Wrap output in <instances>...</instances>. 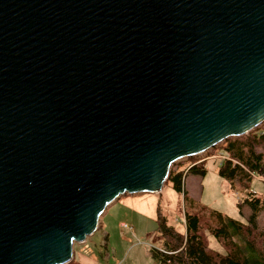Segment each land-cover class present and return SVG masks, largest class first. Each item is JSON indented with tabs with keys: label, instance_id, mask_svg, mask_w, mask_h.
Here are the masks:
<instances>
[{
	"label": "water",
	"instance_id": "obj_1",
	"mask_svg": "<svg viewBox=\"0 0 264 264\" xmlns=\"http://www.w3.org/2000/svg\"><path fill=\"white\" fill-rule=\"evenodd\" d=\"M263 122L264 0H0V264Z\"/></svg>",
	"mask_w": 264,
	"mask_h": 264
},
{
	"label": "rangeland",
	"instance_id": "obj_2",
	"mask_svg": "<svg viewBox=\"0 0 264 264\" xmlns=\"http://www.w3.org/2000/svg\"><path fill=\"white\" fill-rule=\"evenodd\" d=\"M263 129L264 122L249 132H260ZM223 142L209 149L203 155L182 157L173 163L171 170L183 174L182 191H177L173 187V182L168 180L162 189L156 193L120 195L116 199L119 201L106 209L108 212L100 221L102 228L99 230L97 228L93 234L86 237L84 242L74 243L72 260L75 259L79 264H115L117 256L114 249L119 252L123 250L120 240L122 234L132 236V232L128 231L130 227L135 229L133 236L139 240H145L144 242L148 243L149 246L152 245L156 248H159L157 245L163 246L162 239H156L155 242H152V239L160 236L157 231L158 214L163 216L168 224L178 229H184V211L193 212L197 209H200L201 212L214 209L234 219L243 222L248 221L251 209L244 202L245 191L237 184L233 185L219 173L221 159L218 156L225 157L220 148ZM208 156L211 158L200 161L203 157ZM193 163L196 166L204 167L205 172L201 174L188 171ZM251 177L252 189L264 196V175L254 174ZM257 221L264 226V213L259 215ZM105 224H108L110 234L104 229L103 225ZM108 235L109 243L107 241ZM209 243L211 247L221 249L216 239L210 235ZM101 252H104L103 256H101ZM121 253L118 258L122 261L124 256ZM92 254L96 256V259L91 256ZM152 256L150 251V256L146 258L147 264L155 262ZM155 259L159 262L156 257ZM141 260H143L142 256H140V260L135 261L138 263Z\"/></svg>",
	"mask_w": 264,
	"mask_h": 264
},
{
	"label": "trees",
	"instance_id": "obj_3",
	"mask_svg": "<svg viewBox=\"0 0 264 264\" xmlns=\"http://www.w3.org/2000/svg\"><path fill=\"white\" fill-rule=\"evenodd\" d=\"M220 148L225 158H220L219 173L245 191L244 202L251 209L248 221L214 209H197L184 211L182 230L158 214L157 231L163 246L152 247L151 251L159 264H264V226L257 221L264 213V196L251 187L252 174L264 175V129L228 138ZM188 171L202 174L205 169L194 164ZM182 177V172L171 170L167 181L182 191ZM209 235L216 239L220 250L210 246ZM68 264L79 263L73 259Z\"/></svg>",
	"mask_w": 264,
	"mask_h": 264
},
{
	"label": "crops",
	"instance_id": "obj_4",
	"mask_svg": "<svg viewBox=\"0 0 264 264\" xmlns=\"http://www.w3.org/2000/svg\"><path fill=\"white\" fill-rule=\"evenodd\" d=\"M118 201L119 200L115 199L113 202H111L107 206V208L111 207L113 204H115ZM106 209H105V211L103 212V214L101 215V217L99 219L98 230L100 228H102V225H101L100 221L102 220L104 214H106L108 212V210H106ZM103 227L110 234L108 224L103 225ZM128 231L132 232V234H131L132 236H127V235L122 234V238L120 240V244H122V246H123V250H121V252L123 251V253L117 251V249L116 250L114 249V251L116 253V256H117V259H116L117 262L115 264H121V263H125V262H127L128 264H147V259L146 258H147V256L148 257L150 256V251H151L153 246L152 245L149 246L148 243L144 242L145 241L144 239H143L144 241H142V240H139L136 236H133V232L135 231V229L130 227V229ZM156 239H160L161 240L162 239L161 235L158 236V237H155L154 239H152L153 240L152 242H155ZM107 241L109 243V235H108ZM160 246H162V245H157V247L161 248ZM106 249H108V248H106ZM120 253H121L122 256H124V258L122 260L123 262L120 260V258H118ZM152 255H153V253H152ZM91 256L94 259H96L95 255L92 254ZM140 256L143 257V260L138 261V263H136L137 261H135V260H140ZM152 259H154V261H155V262H153V264H159L154 256H152Z\"/></svg>",
	"mask_w": 264,
	"mask_h": 264
},
{
	"label": "built area",
	"instance_id": "obj_5",
	"mask_svg": "<svg viewBox=\"0 0 264 264\" xmlns=\"http://www.w3.org/2000/svg\"><path fill=\"white\" fill-rule=\"evenodd\" d=\"M206 152H204V153H200V154H198V155H203V154H205ZM219 158H221V159H224L225 157H223V156H218ZM207 158H211L210 156H208V157H203L200 161H203L204 159H207ZM195 163H197V162H195ZM195 163H193V165L195 164ZM252 175H254V174H252Z\"/></svg>",
	"mask_w": 264,
	"mask_h": 264
}]
</instances>
